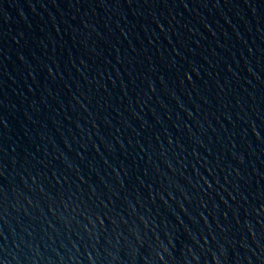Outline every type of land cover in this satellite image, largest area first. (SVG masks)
<instances>
[{
    "label": "water",
    "instance_id": "95a60500",
    "mask_svg": "<svg viewBox=\"0 0 264 264\" xmlns=\"http://www.w3.org/2000/svg\"><path fill=\"white\" fill-rule=\"evenodd\" d=\"M0 264H264V0H0Z\"/></svg>",
    "mask_w": 264,
    "mask_h": 264
}]
</instances>
